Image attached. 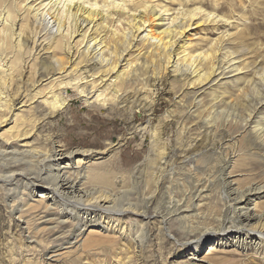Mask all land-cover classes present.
Returning a JSON list of instances; mask_svg holds the SVG:
<instances>
[{
    "label": "rangeland",
    "instance_id": "374dc122",
    "mask_svg": "<svg viewBox=\"0 0 264 264\" xmlns=\"http://www.w3.org/2000/svg\"><path fill=\"white\" fill-rule=\"evenodd\" d=\"M151 1L167 8V20L179 7L196 9L171 61H182L186 52L207 54L223 75L192 84L189 71L181 64L174 72L171 61L157 73V57L139 65L137 43L128 71L141 68L132 69L129 83L114 89L105 68L84 59L54 87L63 108L43 116L45 105L29 96L32 82L40 84L46 73L48 55L41 52L33 70L25 65L15 73L9 88L19 94L15 108L26 101L20 110L38 121L21 140L12 138L10 124L0 125V264H264V246L238 250L201 242L223 231L243 233L238 197L264 185V141L251 132L253 125H244L254 109L264 127V0ZM126 20L112 25L121 40L129 36ZM79 91L93 92L96 100L87 104ZM212 108L217 120L207 117ZM56 149L78 152L69 169L53 166ZM84 151L89 157L77 165ZM57 184L85 195L59 190L42 201L40 191ZM100 195L112 203L89 202ZM257 203L264 211V197ZM199 242L204 246L196 254Z\"/></svg>",
    "mask_w": 264,
    "mask_h": 264
},
{
    "label": "bare ground",
    "instance_id": "6f19581e",
    "mask_svg": "<svg viewBox=\"0 0 264 264\" xmlns=\"http://www.w3.org/2000/svg\"><path fill=\"white\" fill-rule=\"evenodd\" d=\"M152 2L151 0H0V125L10 124L11 128L15 130L12 138L21 140L25 137L27 138L31 133L29 129L34 127L38 121L37 118L24 115L20 110L24 107L26 101H19L18 104L20 103V106L15 108L17 105L14 104L15 96L17 95L15 92L17 91L13 92L15 93L14 96L10 94L9 90L11 89L9 88L13 75L17 74L22 68L24 69L25 65L29 69L28 71L34 69L33 63L41 52L48 55L49 62L46 67V73L39 80L40 84L31 81V92H34V94L30 95L29 93V101L33 102L36 99V101L40 100V103L45 105L46 114L43 116L52 115L63 108L65 101L54 92V87L62 84L69 71H74L72 66L76 65L77 67L82 62H86L84 59L90 60L92 58L96 60L100 67L105 68L107 80L113 78L114 89L129 83L132 69L136 73L149 58L157 57L158 61H161L157 73L165 72L167 65L171 61V52L176 43V38L182 34L183 28L189 27L190 22L196 18L194 13L196 9L187 11L179 7L175 10V13L173 12L174 15H171L167 20L163 16L169 12L167 8L163 6L157 9L156 6L151 4ZM121 16L129 19V21L126 20V30L129 34L128 40L126 38L121 40L116 30L112 29V25L115 21L119 22ZM214 18L216 17L214 16L212 19ZM165 20H167L166 26L161 25ZM28 41H30V44ZM83 43V50L79 52V46ZM137 43L141 44L140 48L135 47ZM118 45L123 46L121 50L117 48ZM134 47L136 48L135 51L137 50L135 56L140 57L143 64H139L141 67L138 64L132 65L131 71H128L130 65L129 57L133 54L132 52L129 55V51ZM182 52H185V50H182ZM111 55L113 58H111ZM209 57L207 54L190 55L189 52H186L182 57V61L172 60L171 67L174 72H177L182 64L184 71H189L191 77L194 78L192 84L198 82L206 83L211 76L223 75L222 71L216 73L220 71L219 67L207 63ZM28 58L29 60H26ZM206 63L210 64L208 69H206ZM237 67L233 66L232 71H238ZM30 73L34 75L32 72ZM133 75L132 78L134 77ZM42 83L44 84L43 86ZM117 92L118 90L114 93L117 94ZM79 93L85 97L84 101L87 104L89 103L88 101L96 100V97L93 98V92L84 94L83 91H79ZM22 98L24 99V96ZM261 100L264 102V99ZM195 108H198L197 104H195ZM253 110L248 112L244 125H253L251 132L256 139L264 141V127L261 124V116L259 112L257 113ZM214 111L215 108L208 110L207 117L211 116L217 120L220 116ZM197 113L201 115V112ZM77 153H66L61 149H56L52 152L50 161L57 170L69 169L71 161ZM80 156L83 158L75 160L77 165H80L79 163L82 160L89 157L85 151ZM77 168L78 166L75 169ZM10 177L14 178L15 176L12 175ZM100 179L106 182L104 177ZM62 180H66V178ZM227 182L229 187L234 184ZM62 184H59V186L57 184L53 189L45 188L40 191L39 197L44 202L52 201L53 195L59 194V190H66L67 192L72 188L71 186L65 187ZM69 191L67 193L69 195L73 194V198L81 199L85 195L80 196L83 193L82 191ZM48 195L50 199H48ZM262 197H264V185L262 184L248 187L238 197L241 202L239 206L241 207L235 210L238 217L242 219V227L238 229L243 231V233L232 235L223 231L221 235H216V239L211 240L209 236L201 242L204 241L211 244L216 240V244L232 246L238 250H251L254 247H257V249L262 248L264 246V211H260L261 207L257 203ZM91 201H94L93 204L96 206L112 203L110 198L104 195L91 197L89 202L91 203ZM105 208L111 207L105 206ZM250 223H255V225ZM90 232L94 233L95 231L92 230ZM254 234L258 240L253 242ZM203 246L199 242L192 250L197 254Z\"/></svg>",
    "mask_w": 264,
    "mask_h": 264
}]
</instances>
